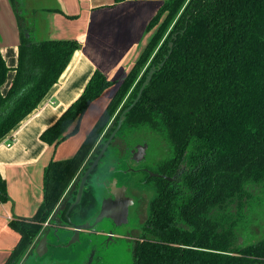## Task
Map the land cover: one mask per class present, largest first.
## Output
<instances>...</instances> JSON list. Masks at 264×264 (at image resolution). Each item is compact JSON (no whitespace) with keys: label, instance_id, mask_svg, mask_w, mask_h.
Here are the masks:
<instances>
[{"label":"trees","instance_id":"16d2710c","mask_svg":"<svg viewBox=\"0 0 264 264\" xmlns=\"http://www.w3.org/2000/svg\"><path fill=\"white\" fill-rule=\"evenodd\" d=\"M10 1L20 41L14 78L0 94V139L37 108L80 47L74 39L34 40L20 1ZM155 26L75 154L46 166L36 213L9 221L20 238L4 264H18L26 256L72 181L71 200L75 199L81 175L153 65L150 82L125 113L119 131L144 127L164 134L170 148L165 174L172 176L184 167L172 182L155 178L156 193L133 249V264H264V238L238 244L235 232L241 215L227 213L233 202L241 208L253 186L264 188V0H163L147 30ZM170 41L171 53L157 68ZM7 71L0 54V86ZM110 84L95 70L40 139L56 145L75 133L90 102ZM117 136L109 146H116ZM7 200L0 175V202ZM96 203L88 179L73 210L85 219ZM69 205L63 203V219Z\"/></svg>","mask_w":264,"mask_h":264},{"label":"crops","instance_id":"0c3cea01","mask_svg":"<svg viewBox=\"0 0 264 264\" xmlns=\"http://www.w3.org/2000/svg\"><path fill=\"white\" fill-rule=\"evenodd\" d=\"M162 2L20 0L21 12L34 40L74 39L80 47L37 108L0 139V175L6 182L8 194V200L0 202V264L6 262L20 238L9 221L29 219L36 213L43 199L46 166L51 160H65L75 154L150 41L156 26L150 30L147 26ZM19 41V28L11 1L0 0V54L8 67L5 81L0 86L1 95L7 92L15 75ZM95 70L100 71L111 84L90 102L78 130L56 145L42 141L39 137L41 132L80 95ZM8 142L9 146L6 145ZM101 177L107 179L104 175ZM72 182L62 196L64 205L71 204ZM59 206L63 213L64 206ZM73 216L81 218L76 212ZM51 217L50 222L55 225L57 220L53 218V212ZM47 227L45 225L43 229ZM71 233L69 230L68 234Z\"/></svg>","mask_w":264,"mask_h":264},{"label":"rangeland","instance_id":"374dc122","mask_svg":"<svg viewBox=\"0 0 264 264\" xmlns=\"http://www.w3.org/2000/svg\"><path fill=\"white\" fill-rule=\"evenodd\" d=\"M17 1L19 2L20 0ZM109 101L110 100H108L107 104L109 103ZM113 118L114 116L111 118L110 122H112ZM107 129L108 128H106L105 131ZM121 133L123 134V136H125L124 144H121V142H118V140L116 141V143H118V146L121 144L122 149L124 148V146H126V148H132L136 143H140L141 140H144V138H152L151 135H154V139L149 141L152 149L154 150L155 142H157L160 144L158 146V148L160 149V156H163L165 154L166 157H170V148L168 147V144L166 142L167 139L165 138L164 134L161 135L153 133L151 132V130L144 127L130 129L122 128L118 132V134L120 135ZM153 152L156 151L154 150ZM114 153V147L109 146L104 156L100 160L98 170L100 172V175H104L105 177H110V172L113 178L117 179L118 184L124 182L126 183V180H128L129 177L132 178L131 171L129 168L126 170L127 172L122 170L123 168H125L123 159L119 156L116 157ZM113 156L114 158H112ZM107 164L109 166L108 170L106 169ZM118 176L119 178H117ZM95 208H93L91 212ZM147 213V211H144L141 214L140 223L143 225L145 223L143 221L145 220ZM227 213L229 215L232 214L233 216H237L238 213H240L241 215L235 232L237 240L236 242L238 244L244 242L251 243L264 238L263 187L259 185L253 186L251 188L250 196L242 200L241 208L239 207L238 202H233L228 205ZM49 218L51 219V216ZM46 223L49 225H54L53 222L51 223L50 220H47L42 224V227H45V225L47 226ZM139 225L140 224L136 217H131L128 223L122 225H117L109 219H103L94 227L96 232H92L90 230H82L79 234L78 241L70 244L69 246L55 247L53 250L48 251L43 257H35L33 254L34 246L37 241L36 239L34 241V244H32L27 252H25V255H30L26 259V263L24 264H48L50 258L52 259L51 263H53V260L56 261L55 264H85L86 259L90 255L92 256L91 264H133L132 251L129 248L130 244L128 240L123 236V233L128 231L129 228L139 227ZM53 229L54 228H52V230ZM59 231L62 232L61 230ZM49 237L50 240L55 241L53 238L54 236L51 233L49 234ZM69 237V234L68 237H63L65 243L68 241ZM24 257L20 259L19 263L24 259Z\"/></svg>","mask_w":264,"mask_h":264},{"label":"flooded vegetation","instance_id":"af4514ba","mask_svg":"<svg viewBox=\"0 0 264 264\" xmlns=\"http://www.w3.org/2000/svg\"><path fill=\"white\" fill-rule=\"evenodd\" d=\"M119 132V131H118ZM122 134V133H121ZM117 134V140L118 142H121V144H124L125 141V136ZM152 138H144V140H141L140 143H136L132 148H126V146H124V148L122 149V145L120 144L118 146V143L116 144V146H114V150L115 153L114 155L119 156L120 158L123 159V163L125 165V168H123L122 170H124L125 172H127L126 170L129 168L131 171V175L132 178L129 177L128 180H126V183H121V184H116L119 188H122V192L125 195V197H131L132 198V203L128 205V210H127V222L130 221L131 217H136L138 222H139V227H132L129 228L128 231H126L125 233H123V236L128 240L129 244H130V250L132 251L133 254V249L137 243V241L139 240V235L142 234L143 232V224L140 223L141 220V214L145 211L148 212V208H149V204L150 201L154 198L155 193H156V183H155V178H162L161 176H153L150 175V173H157L159 175H166V171H169V168H166V166L164 167L165 161L169 160V157H166L165 154L161 157L160 156V149L158 148V146L160 145L159 143L155 142V146H154V150L156 152H153L154 150L152 149L149 141L153 140L154 135H151ZM160 156V157H159ZM115 157V158H116ZM114 158V156L112 157ZM111 158V159H112ZM133 164V165H132ZM184 165H182L181 167L178 168V170L176 171V173H180L179 169H183ZM109 166L107 165V170H108ZM177 169V168H176ZM175 173V174H176ZM124 174V173H123ZM172 175V176H168L171 177L170 180H167L169 182H172L176 175ZM125 175V174H124ZM91 179H90V185L95 193V196L97 197V203H96V208L91 212L90 211V215H87L86 218H78L76 216H73V212L74 210L72 209L69 213V220L73 221V222H83L86 219H91L94 220L96 214H97V210H98V204H100V201L102 200V198L108 197L110 196V183H111V179L113 178V176L111 175V173L109 172V176L110 177H106L107 181H104V178L101 179L100 176V172L98 170V166L97 169H95L93 171V175H91ZM119 178V176L117 177ZM164 179V178H163ZM118 188V189H119ZM65 200V198H62L60 203L57 205V207L55 208V210L53 211V215L55 218V225L54 227H50L49 224H47V228H45V230H47L48 228L49 230V234L51 233L53 236L60 234V231H62V226L64 225H68V218L66 216V213L64 214L65 219H63L62 217H60V207L59 205H63V201ZM96 212V213H94ZM55 213V214H54ZM148 216V213L146 214L145 220L143 222L146 221ZM52 218V217H51ZM110 220V219H109ZM124 223V224H126ZM122 225V224H121ZM52 228H54L52 230ZM44 230V231H45ZM52 231V232H51ZM90 231H94L96 232L95 228H92ZM72 234V233H71ZM70 234V235H71ZM54 240L56 241H51V245L48 248V251L53 250L55 247H62L65 244V241L62 239L56 240L54 238ZM54 252V251H52ZM30 254H27L25 256V258L23 259V261L21 262V264L26 263V259L29 257ZM35 256V254H34ZM89 258V256H88ZM88 258L86 259V263L88 262ZM92 261V259H91ZM50 258L49 263L48 264H55V260H53ZM91 264V262L89 263Z\"/></svg>","mask_w":264,"mask_h":264},{"label":"water","instance_id":"95a60500","mask_svg":"<svg viewBox=\"0 0 264 264\" xmlns=\"http://www.w3.org/2000/svg\"><path fill=\"white\" fill-rule=\"evenodd\" d=\"M169 50L167 54L165 55L164 59L158 64L157 68H160L166 59L168 58L169 54L171 53V47H172V42L170 41L168 43ZM155 66H151L148 70V73L142 82L138 93L135 97V99L129 104L126 108L123 109L121 114L119 115L117 125L116 127L112 130L106 141L103 143L102 147L100 148L98 154L96 157L92 160L91 164L87 167V169L84 171V173L81 175L78 186H77V191H76V196L73 202L69 205L67 211H66V216L69 220V213L70 211L80 202L83 190L86 186L87 180L91 179V175L93 174V171L95 168L98 166L100 163L101 158L104 156L106 150L108 149L110 143L112 142L113 138L117 135L119 129L121 128V125L123 123V120L125 118V113H127L138 101V99L141 96V93L143 91V88L150 82L152 78V74L155 71ZM150 175L153 176H161L164 179L170 180L171 177L165 176V175H159L157 173H150ZM101 176V175H100ZM101 179H103L101 177ZM104 181H107L104 179ZM117 179L112 178L111 183H110V196L102 198L100 201V204H98V210L97 214L94 218V220L91 221V219H86L83 222H73L71 220L68 221V225L62 226V232L60 234L54 235L53 238L56 240L62 239L63 237H68V232L69 230H72V234L70 235L68 241L64 244V246H69L70 244L76 242L79 240V233L82 230H91L96 226L98 222H100L103 219H110L117 225H121L127 222V210H128V205L132 203V198L130 197H125V195L122 192V188H119L117 185ZM119 188V189H118ZM97 199V197H96ZM49 228L45 230L40 238L36 241L33 254H35V257H43L47 252L48 248L51 245L50 242V237H49ZM52 241V240H51ZM32 254V253H31ZM92 256L90 255L88 258L87 264L91 262Z\"/></svg>","mask_w":264,"mask_h":264},{"label":"built area","instance_id":"2783aa9c","mask_svg":"<svg viewBox=\"0 0 264 264\" xmlns=\"http://www.w3.org/2000/svg\"><path fill=\"white\" fill-rule=\"evenodd\" d=\"M6 145L9 146V145H10V142H8ZM46 224H47V223H46Z\"/></svg>","mask_w":264,"mask_h":264}]
</instances>
